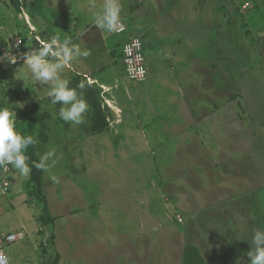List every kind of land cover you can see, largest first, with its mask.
Here are the masks:
<instances>
[{"label":"rangeland","instance_id":"rangeland-1","mask_svg":"<svg viewBox=\"0 0 264 264\" xmlns=\"http://www.w3.org/2000/svg\"><path fill=\"white\" fill-rule=\"evenodd\" d=\"M28 1L30 14L40 2L41 22L62 3ZM85 4L74 16L82 29L72 35L91 55L62 77L70 87L77 80L97 86L108 125L93 130L89 103L84 123L63 121L47 95L50 84L34 81L23 59L1 64L0 108L11 110L18 96L21 107L39 102L48 114L38 153H55L43 189L57 218L45 225L30 175L9 172L10 191L0 188V249L12 264H182L184 246L192 244L209 263L248 264L253 232L264 229L261 8L255 0L243 13L234 0L232 10L230 0H161L136 11V21L151 26L150 47L159 48L147 58L149 77L137 81L124 48L122 55L115 47L106 52L99 39L87 46L84 32L95 24L85 27L93 14ZM21 11L0 0V38H24L27 52L31 25ZM117 38L112 33L106 43ZM18 232L24 237L7 241Z\"/></svg>","mask_w":264,"mask_h":264},{"label":"clouds","instance_id":"clouds-1","mask_svg":"<svg viewBox=\"0 0 264 264\" xmlns=\"http://www.w3.org/2000/svg\"><path fill=\"white\" fill-rule=\"evenodd\" d=\"M120 13L119 0H104L102 10L94 17L96 28L109 33L115 31L121 23ZM90 55L89 49H82L70 39L58 43L57 39L53 38L47 43L42 42L38 49H29L22 57L9 55L8 61L15 63L16 57L23 58V64L30 70L34 81L41 85L50 84L47 95L51 98L52 105H61L59 117L65 122L79 125L85 122L89 105L75 88L70 87L69 79L63 78L62 73L74 61ZM78 87L83 89L85 84L81 83ZM15 120V112L0 108V167L11 165L22 176L27 177L31 173V168L25 152L29 146L35 145L37 140L32 135L18 134ZM54 155V151L46 153L34 166L45 172L50 171L56 162L53 159ZM50 178L54 182H59L54 175ZM250 244L251 250L247 252L250 257L249 264H264V229L253 232Z\"/></svg>","mask_w":264,"mask_h":264},{"label":"crops","instance_id":"crops-1","mask_svg":"<svg viewBox=\"0 0 264 264\" xmlns=\"http://www.w3.org/2000/svg\"><path fill=\"white\" fill-rule=\"evenodd\" d=\"M85 1L86 0H62V3H57V1H55L51 7H49V5H48V7L51 11V15H50V19H48L44 22H41V18H40L41 15L37 13V11L39 10V7L41 6L40 2L37 4L38 6H36V8L34 6L36 11L34 9L33 10L34 12L31 11V14L27 13V11H25V5L23 6L22 10L25 13L26 18H27L29 24L31 25V27H33L35 29L34 31H35L36 35L41 36L45 40H49L51 38L52 39L54 38L51 36V34L54 35L55 38L57 39V37H56L57 33H68L72 36V37H70V40L73 42L74 41L73 38L75 37V35H72V34L77 32L79 29H82L77 22L78 19L77 20L74 19V16H75L76 12L81 11L85 7V5H86ZM88 1H89L88 9L92 10L93 14H92L91 18H89L87 20V22L85 23V27L89 26L90 24H92V25L94 24L95 14L102 10L103 4H104V0H88ZM160 1L161 0H119L120 6H121V13H120L121 23H123L126 26V29L122 32H117L115 30V31L109 33V32H106L104 30L96 28V26L94 25L93 28H89V30L84 32V35L86 36L85 40H86L87 46H90L93 43V41H96V39H99V40L104 41L105 44L103 45L102 48L106 49V52L110 51L112 53V50L115 47V48L119 49V51L121 52V55H122L123 48H124L126 42L131 37L139 38L142 42V53L144 56V65H145V68L147 70L146 77H145V79H146L147 77H149V73L151 71L149 68V63H147V58L156 56L157 53H155V52H158L159 48H158V46H156L154 48L150 47V45H149L150 43L148 42L147 35L150 32L148 30H151L150 29L151 26H149L150 24H148V23H144V26H143L141 23L137 22L136 20H137L138 16L135 15V12L137 11V13H139L142 9L147 10V11L152 10L155 6L160 5ZM26 2H29V1L25 0V3ZM30 2H32V1H30ZM50 2L52 3L51 0H50ZM209 2H210V0H209ZM230 2H231L230 8L232 10L233 0H230ZM235 3H236V0H234V7L236 6L237 8H239V10H241V12L248 9V7H247L248 0H245L243 2V4H241V6H240V4H237V3H236L237 5H235ZM53 9H54V13H52ZM18 12H20V11H18ZM21 14H22V11L20 13V16H21ZM30 15H31L32 19H30ZM130 16H133L132 17V19H134V20H132L133 22L129 21ZM228 16H230V13H228ZM95 28H96V31H94ZM48 32H50V33H48ZM112 33H116L118 35L117 43L114 44L115 46L110 41H109V43H106L107 40L112 39ZM17 38H19V36L15 37V38H11L10 39L11 41H6V40L0 38V48L8 49L10 47V45L14 42V40ZM57 40H59V39H57ZM59 41L63 42L64 40H62L60 38ZM5 63H7V62H5ZM5 65H7V64H4V66ZM4 66H2V67H4ZM102 68H103V66L100 68H93V70L98 72ZM85 70H92V69L88 68ZM72 71H76V69L72 70ZM72 71H70V72H72ZM84 74H87V73L84 72ZM85 76L88 77L89 75L87 74ZM97 79L100 80L98 77H97ZM116 79H118V76ZM145 79H143V80H145ZM136 80L142 81L139 79H136ZM13 171H15L14 168L12 169L11 172H13ZM0 174H2L1 168H0ZM3 177L7 178L6 176H3ZM10 187H11V182H10ZM9 191H10V188L7 192H9ZM12 234H22L21 238L24 237V234L22 232L12 233Z\"/></svg>","mask_w":264,"mask_h":264},{"label":"trees","instance_id":"trees-1","mask_svg":"<svg viewBox=\"0 0 264 264\" xmlns=\"http://www.w3.org/2000/svg\"><path fill=\"white\" fill-rule=\"evenodd\" d=\"M36 1V0H35ZM34 1V2H35ZM12 5L18 10L21 11L23 6L25 5V0H11ZM255 4L257 8H261V16L264 17V0H255ZM249 32V30H247ZM36 42L35 39L32 38ZM2 48H0L1 51ZM4 72L3 67L0 65V75ZM80 75L78 74L77 79H79ZM79 80L75 81L73 83V87L77 89V92L83 96L85 101L89 103L92 106L93 109V117H92V128L95 132L102 131L107 125V115L106 111L102 109V105L100 101L98 100V88L97 86H94L92 84H85V87L83 89H80L79 87ZM13 91V90H12ZM51 99V98H50ZM7 105V103H6ZM58 111L61 107L60 104H57ZM10 111L15 112L16 114V120H15V127L18 132V134L27 136L32 135L34 138H36L37 143L35 145L29 146L25 152V155L28 157V164L31 168L30 173V196L37 198L40 202L44 203V210L43 214L41 216V221L45 224H52L55 223L57 217H53L49 211V206L47 202L46 195L44 194V182H43V176L44 172L38 168H36L34 165L36 162H39L41 159L39 153H38V138H37V132L40 130V125L46 126V119H47V112L41 109V104L33 103L27 107H21L19 105V97L15 99V102L13 104V107ZM46 117V118H45ZM49 118V117H48ZM47 134L45 132L42 133V137L44 140H47ZM59 259V256H57ZM182 264H212L206 261L205 257L203 256L201 250L196 245H186L184 246L183 252H182ZM249 264V262H248Z\"/></svg>","mask_w":264,"mask_h":264},{"label":"built area","instance_id":"built-area-1","mask_svg":"<svg viewBox=\"0 0 264 264\" xmlns=\"http://www.w3.org/2000/svg\"><path fill=\"white\" fill-rule=\"evenodd\" d=\"M34 2L35 0H30ZM126 29V26L123 23H120V25L117 27V32H122ZM35 29L33 27H30V34L33 39L32 40V49H38L41 47L42 42L47 43L49 40H45L41 36H38L35 34ZM131 43H127L124 46V51L127 53L125 62L131 66V72L130 75L132 78L136 79H144L146 77L147 70L144 65V56L142 53V42L139 38H132ZM58 43H62L61 41L57 40ZM25 44H24V38L19 37L14 40V42L10 45L8 49L2 48L0 51V64L3 62L9 63L11 66L16 65L20 60L19 57L23 56V53L26 51L24 50ZM15 55L19 56L16 57L17 61L15 63H11L8 61L9 55ZM68 68H71V65L67 66ZM2 174H0V188L3 192H7L10 188V182L7 178H4L3 176H6L9 172L12 171L13 167L11 165H6L5 167H1ZM22 237V234H9L7 235L6 239L7 241H15ZM1 241V240H0ZM0 264H12L9 257L0 249Z\"/></svg>","mask_w":264,"mask_h":264}]
</instances>
